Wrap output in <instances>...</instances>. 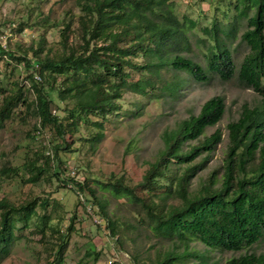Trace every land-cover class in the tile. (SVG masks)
Here are the masks:
<instances>
[{"label":"trees","instance_id":"1","mask_svg":"<svg viewBox=\"0 0 264 264\" xmlns=\"http://www.w3.org/2000/svg\"><path fill=\"white\" fill-rule=\"evenodd\" d=\"M234 2L231 21H214L198 29L201 36L196 41L205 51V66L182 55L191 47L190 34H196L197 23L188 16L179 17L174 0H76L80 13L77 33L70 24L61 28L59 53L41 56L40 47L18 56L0 45V58L5 56L33 70L27 78L34 93L29 103L22 87L3 97L0 126L21 103L33 111L40 129L54 133L58 140L53 145L55 155L67 150L65 136L75 134L83 123L102 129L107 116L119 112L126 92L154 98L175 97L188 82L207 83L215 74L225 81L236 78L258 95V103L243 105L239 117L227 125L228 143L220 179L212 172L196 192L190 191L191 179L221 141L219 130L200 138L225 112L223 97L214 96L202 104L197 115L188 116L162 134L164 148L154 162L148 163L137 185H128L123 177L98 183L102 192L139 206L151 232L170 241L171 248L152 264H207L204 256L189 249L194 241L208 252L245 250L225 264H264V255L249 251L264 237V0ZM240 22H245V27L239 41L248 51L237 66L229 45L237 38ZM37 67L44 83L41 78L35 79ZM59 103H65L63 114L52 115V106L59 110ZM101 135L98 132L92 142ZM192 141L195 144L187 145ZM57 158L53 176L65 182L59 171L65 161ZM39 161L24 164L35 162L39 169L30 182L41 174V165L36 166ZM69 182L82 192L87 189L82 183ZM170 199L179 203L169 204ZM36 206L45 209L47 203L31 200L13 205L0 201V244L10 242L17 221L30 222ZM74 220L70 217L68 224L57 230L55 243L47 248L45 264H63ZM107 221L109 234L118 241L120 235L114 223ZM42 224L45 226L46 222Z\"/></svg>","mask_w":264,"mask_h":264},{"label":"rangeland","instance_id":"2","mask_svg":"<svg viewBox=\"0 0 264 264\" xmlns=\"http://www.w3.org/2000/svg\"><path fill=\"white\" fill-rule=\"evenodd\" d=\"M174 4L179 17L188 16L197 23L196 34H190L191 47L182 55L205 66V51L196 41L201 36L198 29L210 26L214 21H231L235 2L174 0ZM79 14L76 0H0V45L18 56L30 48L37 50L40 47L41 56L55 55L60 51L61 28L70 24L76 34ZM237 27V38L229 47L238 66L248 49L239 41L245 22L238 23ZM37 70L38 67L34 76L44 83L43 74ZM32 72L23 63L5 56L0 58V104L3 97L15 93L19 87L23 89L24 99L28 103L33 101L34 93L27 78ZM214 96L223 97L225 112L221 120L207 128L200 138L219 130L221 141L208 154L204 167L191 179L190 191L196 192L212 172H216L218 179L221 177L228 143L227 125L239 117L243 105L253 106L259 101L258 95L242 86L236 78L225 81L214 74L207 83L188 82L184 91L175 97L161 95L154 98L126 92L120 101L119 112L107 116L102 129L83 123L75 134L65 136L68 148L56 155L53 145L58 140L54 133L40 129L33 111L19 103L0 126V201L21 205L31 200L37 203L45 200L47 207L36 206V214L27 224L16 222L10 242L0 244V264H45L47 248L55 243L57 230L65 227L70 217H75L74 231L64 248L63 264L154 263L159 255L171 248L170 241L157 238L151 232L139 206L102 192L98 183L111 177H123L128 185H137L148 163L154 162L164 148L162 134L176 128L188 116L197 115L202 104ZM52 97L56 96L52 94ZM58 105L59 110L52 106V115L63 114L61 109L65 103ZM98 132L102 134L101 138L92 142ZM193 144L195 141L187 145ZM57 157L65 161L59 169L65 182L57 181L53 176V169L57 170ZM37 159L40 161L36 166L41 165V174L35 182H30L39 169L35 168V162L24 164ZM70 180L84 184L87 189L80 191ZM168 203L179 202L170 199ZM107 219L114 223L120 235L118 241L109 234ZM189 249L204 256L207 264H225L229 258L245 252H208L196 241L189 244ZM249 251L264 255V237ZM190 263L192 261L180 264Z\"/></svg>","mask_w":264,"mask_h":264},{"label":"built area","instance_id":"3","mask_svg":"<svg viewBox=\"0 0 264 264\" xmlns=\"http://www.w3.org/2000/svg\"><path fill=\"white\" fill-rule=\"evenodd\" d=\"M36 79H39V77L36 76Z\"/></svg>","mask_w":264,"mask_h":264}]
</instances>
